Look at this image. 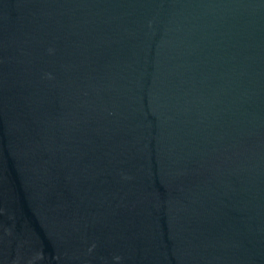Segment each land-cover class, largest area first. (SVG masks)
<instances>
[{"label": "water", "instance_id": "1", "mask_svg": "<svg viewBox=\"0 0 264 264\" xmlns=\"http://www.w3.org/2000/svg\"><path fill=\"white\" fill-rule=\"evenodd\" d=\"M0 264H264V0H0Z\"/></svg>", "mask_w": 264, "mask_h": 264}]
</instances>
